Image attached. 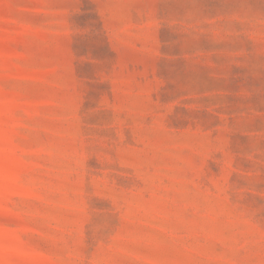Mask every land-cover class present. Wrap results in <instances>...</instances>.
Here are the masks:
<instances>
[{
    "label": "rangeland",
    "instance_id": "1",
    "mask_svg": "<svg viewBox=\"0 0 264 264\" xmlns=\"http://www.w3.org/2000/svg\"><path fill=\"white\" fill-rule=\"evenodd\" d=\"M0 264H264V0H0Z\"/></svg>",
    "mask_w": 264,
    "mask_h": 264
}]
</instances>
